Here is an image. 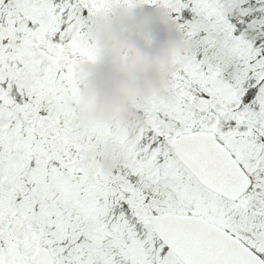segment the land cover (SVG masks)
I'll list each match as a JSON object with an SVG mask.
<instances>
[{
	"label": "snow or ice",
	"instance_id": "obj_1",
	"mask_svg": "<svg viewBox=\"0 0 264 264\" xmlns=\"http://www.w3.org/2000/svg\"><path fill=\"white\" fill-rule=\"evenodd\" d=\"M138 11L184 51L138 125L86 121V33ZM0 264H264V0H0Z\"/></svg>",
	"mask_w": 264,
	"mask_h": 264
},
{
	"label": "clouds",
	"instance_id": "obj_2",
	"mask_svg": "<svg viewBox=\"0 0 264 264\" xmlns=\"http://www.w3.org/2000/svg\"><path fill=\"white\" fill-rule=\"evenodd\" d=\"M111 45L113 53H128L130 59L124 65L128 72L145 77L143 83H130L127 79L115 75L111 68L99 72L90 80L86 100L93 108L92 119L109 122L123 112L127 99H147L160 95L163 81L156 78L158 71L167 74L171 69L168 60L172 54L184 51L179 38H171L149 51L141 48L131 39H120L112 33L107 39L100 40L101 48ZM91 70H87L85 75Z\"/></svg>",
	"mask_w": 264,
	"mask_h": 264
},
{
	"label": "rangeland",
	"instance_id": "obj_3",
	"mask_svg": "<svg viewBox=\"0 0 264 264\" xmlns=\"http://www.w3.org/2000/svg\"><path fill=\"white\" fill-rule=\"evenodd\" d=\"M138 12H134L131 14L130 18H125V20H120V24H118V27L115 25L117 24V21L115 20V18H108L103 21L104 26H108L110 25L111 28L113 29V32L116 33V36L120 39H124L123 37L126 35L129 37V39L133 40L132 38V34L134 33H138V32H150L152 31V29L154 28V26L152 25V21L150 19L144 18L139 24H138V28H136V30L133 29V25H135V23L138 21V16H137ZM146 23V24H145ZM145 24V27H144ZM144 27V28H143ZM105 35H108L107 29L103 30ZM135 40V39H134ZM137 41V40H135ZM138 42V41H137ZM164 38L162 36H160L159 38L156 39L155 43L151 46V47H145L143 44H141L140 42L137 43L141 48L145 49V50H153L156 47H158L159 45H161L162 43H164ZM98 52V45L97 44H93ZM126 53V52H121L119 56H116L113 53L112 50V46L110 45L108 47L107 50L103 51V55L102 57H99V62L96 65H90V67L92 68L93 72L97 75L98 74V70L99 72H103L105 69L111 68L112 72L120 77H123L125 79H127L130 83H143L145 80V77L143 76H137L133 73H130L127 71V69L124 67V65L128 62V60L130 59L129 55H128V59L124 62H121V56ZM99 54V52H98ZM128 54V53H127ZM100 55V54H99ZM177 55V54H172L169 57L168 60V67H169V62L172 56ZM86 67L89 68L88 65H84L81 69H80V74L82 73V71L84 69H86ZM156 78L160 79L163 81L162 83V87H161V91L165 85V79L164 77L166 76V74L163 71H158L156 74ZM150 97V96H149ZM146 99H138V98H129L127 105L123 108V112L124 109H127L128 113L130 111H132L129 108V104L133 101H135L137 104L142 103L143 101H145ZM81 110L84 114V119L86 121L89 122H98V123H103L106 125H112L115 123H119V120H117V117L113 118L111 121L109 122H103L100 120H94L92 119V115H93V108L88 104V102H83L81 101ZM122 112V113H123ZM126 113V112H125ZM123 113V115L125 114ZM130 123H135V124H139V120L138 118L135 119H131L129 122ZM108 149L111 151V146L108 145ZM87 163V161H86ZM114 161L111 164H101L100 165V169L101 171L107 173L111 171L112 166H114Z\"/></svg>",
	"mask_w": 264,
	"mask_h": 264
},
{
	"label": "trees",
	"instance_id": "obj_4",
	"mask_svg": "<svg viewBox=\"0 0 264 264\" xmlns=\"http://www.w3.org/2000/svg\"><path fill=\"white\" fill-rule=\"evenodd\" d=\"M137 16H138V21L135 23V25H133V29L136 30V28H138V24L144 19V18H147V19H150L152 21V25L155 26L157 24V22H160L161 24V27H162V30L166 33H169L167 35H164L162 36L164 38V41H167L171 38H179L178 36H175V35H171V26L170 25H167L165 23H163V20H162V16L163 14L162 13H159V12H156V13H149V14H145V13H137ZM112 18H115V20L117 21V24H115L117 27H118V24H120V20H125L124 19V14L122 13H116L112 16ZM146 24V23H145ZM145 24H144V27H145ZM143 27V28H144ZM107 29V32H108V35H105L104 34V31ZM113 32V29L111 28L110 25L108 26H104L103 24V21H97L96 25L94 26V28L89 31L88 33H86L88 39L93 43V44H97L98 45V52H99V57H102L103 55V51L107 50L108 47L110 46H107V47H103L101 48L100 46V40L103 38V39H107ZM116 35V33H115ZM124 39H129L128 36H124L123 37ZM134 41L136 44L139 43L137 41H135L134 39L132 40ZM179 42H180V38H179ZM181 43V42H180ZM88 67H86V69H84L82 71V73L80 74V79L82 81V84H83V87L81 88L80 90V102L83 101V102H86V93L89 89V81L93 79L94 76H96V74L93 72L92 68L90 67V65H88ZM87 70H91L90 72H88L87 75H85L86 71ZM127 102H128V99L125 101L124 103V106L123 108L127 105ZM126 112V113H125ZM123 113H125L123 115ZM122 114H120L119 116H117V120H119L120 122V125L122 126H125L127 127L129 125V121L131 119H135V118H138L135 113L133 111H130L128 113L127 109H124V112ZM83 117H84V114H83ZM139 120V118H138Z\"/></svg>",
	"mask_w": 264,
	"mask_h": 264
}]
</instances>
